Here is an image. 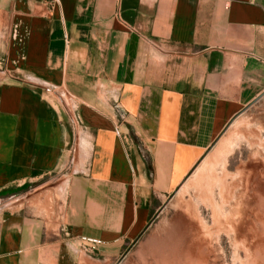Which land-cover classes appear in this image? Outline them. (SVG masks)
<instances>
[{
    "label": "crops",
    "instance_id": "crops-1",
    "mask_svg": "<svg viewBox=\"0 0 264 264\" xmlns=\"http://www.w3.org/2000/svg\"><path fill=\"white\" fill-rule=\"evenodd\" d=\"M263 94L264 0H0V264H116Z\"/></svg>",
    "mask_w": 264,
    "mask_h": 264
},
{
    "label": "rangeland",
    "instance_id": "rangeland-1",
    "mask_svg": "<svg viewBox=\"0 0 264 264\" xmlns=\"http://www.w3.org/2000/svg\"><path fill=\"white\" fill-rule=\"evenodd\" d=\"M52 184L28 196L42 213L60 207ZM116 264H264V94L230 122Z\"/></svg>",
    "mask_w": 264,
    "mask_h": 264
},
{
    "label": "built area",
    "instance_id": "built-area-1",
    "mask_svg": "<svg viewBox=\"0 0 264 264\" xmlns=\"http://www.w3.org/2000/svg\"><path fill=\"white\" fill-rule=\"evenodd\" d=\"M56 4L57 0H44V5L48 10H51Z\"/></svg>",
    "mask_w": 264,
    "mask_h": 264
}]
</instances>
